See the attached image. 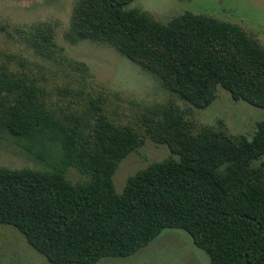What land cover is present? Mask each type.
I'll return each mask as SVG.
<instances>
[{
  "label": "trees",
  "instance_id": "trees-1",
  "mask_svg": "<svg viewBox=\"0 0 264 264\" xmlns=\"http://www.w3.org/2000/svg\"><path fill=\"white\" fill-rule=\"evenodd\" d=\"M133 1L78 0L66 39L111 46L195 109L220 87L264 110V49L241 27L190 12L160 24L127 9ZM48 106L35 80L0 69V135L43 164L0 168V224L49 263L127 257L171 229L186 232L209 264H264V122L237 140L209 128L192 134L178 107L153 111L144 131L172 155L117 193L113 175L143 138L96 102L76 116ZM69 169L84 180L71 182Z\"/></svg>",
  "mask_w": 264,
  "mask_h": 264
},
{
  "label": "rangeland",
  "instance_id": "rangeland-1",
  "mask_svg": "<svg viewBox=\"0 0 264 264\" xmlns=\"http://www.w3.org/2000/svg\"><path fill=\"white\" fill-rule=\"evenodd\" d=\"M78 0H0V69L36 81L56 115H81L90 102L114 124L133 128L144 140L117 167L113 184L121 193L127 180L150 164L171 156L170 149L148 138L144 122L153 111L178 107L192 134L202 129L221 131L233 139H251L264 110L233 101L218 87L216 98L205 109H195L145 74L106 44L66 39ZM138 8L160 24L190 12L241 27L264 49V0H134ZM48 33L52 45L43 37ZM176 159L177 156L173 155ZM0 168L43 169L7 135H0ZM67 178L84 176L69 169ZM208 256L184 231L166 229L150 244L121 258H103L97 264H209ZM0 264H51L33 249L14 227L0 224Z\"/></svg>",
  "mask_w": 264,
  "mask_h": 264
}]
</instances>
